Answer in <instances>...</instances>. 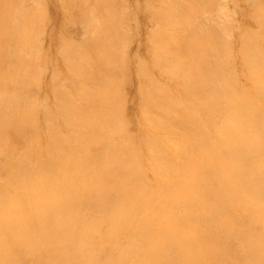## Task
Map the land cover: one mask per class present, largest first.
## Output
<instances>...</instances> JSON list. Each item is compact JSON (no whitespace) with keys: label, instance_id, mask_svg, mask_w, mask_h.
Wrapping results in <instances>:
<instances>
[{"label":"bare ground","instance_id":"bare-ground-1","mask_svg":"<svg viewBox=\"0 0 264 264\" xmlns=\"http://www.w3.org/2000/svg\"><path fill=\"white\" fill-rule=\"evenodd\" d=\"M0 264H264V0H0Z\"/></svg>","mask_w":264,"mask_h":264}]
</instances>
